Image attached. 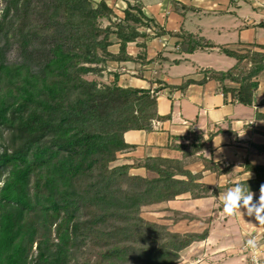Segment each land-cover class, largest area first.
<instances>
[{"label":"trees","instance_id":"obj_1","mask_svg":"<svg viewBox=\"0 0 264 264\" xmlns=\"http://www.w3.org/2000/svg\"><path fill=\"white\" fill-rule=\"evenodd\" d=\"M125 1L118 18L106 0H0V264H179L191 244L208 237L213 217L200 231L173 230L194 215L168 202L236 184L201 181L204 170H228L203 155L218 131L170 136L167 146L180 158H121L136 147L125 141L126 131H150L154 120L169 117L157 111L163 86L121 85L116 70L109 82L87 75H102L110 62L146 63L147 38L168 34L180 38V52L217 47L234 58L226 70L201 69L199 82L212 79L225 102L251 106L264 44L231 50L183 29L167 31L144 14L141 0ZM132 42L141 47L135 56L127 51ZM13 49L17 59L10 62ZM137 168L144 173L131 172ZM244 169L254 177L237 183L259 191L264 165L247 161ZM144 211L162 215L149 220Z\"/></svg>","mask_w":264,"mask_h":264},{"label":"crops","instance_id":"obj_2","mask_svg":"<svg viewBox=\"0 0 264 264\" xmlns=\"http://www.w3.org/2000/svg\"><path fill=\"white\" fill-rule=\"evenodd\" d=\"M115 1L122 2L124 10L126 1ZM141 2L144 14L167 31L183 29L231 50L264 44V0ZM179 42L180 38L168 34L148 37L143 49L146 63L112 62L116 67H121V70H116L120 72L121 85L153 90L157 87L156 81H160L163 88L156 91L157 111L160 115H169L166 120H154L150 131H126L125 141L136 147L120 154V157L180 158V151L167 146L170 136H186L192 129L206 138L209 133L218 131L207 140L203 155L228 170L220 174L204 170L201 181L213 188L253 178L254 173L245 170L244 166L247 161L264 165V103L261 102L264 98V71L258 77L259 85L253 93L251 106L225 102L216 81L209 79L202 84L199 82L204 76L201 69L226 70L235 63V59L220 52L217 47L192 53L180 52ZM110 50L117 52L118 44L110 46ZM127 51L135 56L141 47L137 42H132L127 46ZM187 79L196 82L184 90L169 88V85L177 86ZM177 142L188 143L189 140ZM189 168L200 169L193 164ZM131 172L143 174L144 169H131ZM231 187L233 185L213 196L193 199L189 194H183L168 202L171 208L194 215L190 220L178 221L177 231H200L208 225L205 220L213 217L208 237L195 242L197 245L191 244L184 252V255L189 252L188 256H184L179 264H245L243 240L254 231L264 232V226H259L255 218L247 216L243 209L242 216L225 215L219 195ZM252 192L255 194L254 200L258 199L259 191Z\"/></svg>","mask_w":264,"mask_h":264},{"label":"clouds","instance_id":"obj_3","mask_svg":"<svg viewBox=\"0 0 264 264\" xmlns=\"http://www.w3.org/2000/svg\"><path fill=\"white\" fill-rule=\"evenodd\" d=\"M8 58L10 62L16 61L17 53L15 49L9 52ZM254 195L248 185L236 183L226 193L219 195V199L223 204V212L229 217L242 216L241 210L243 209L247 216L255 218L259 226H264V185L260 187L258 199L254 200ZM246 247L251 253L252 264H259L260 257L264 256V246L258 243L255 235L246 240Z\"/></svg>","mask_w":264,"mask_h":264},{"label":"rangeland","instance_id":"obj_4","mask_svg":"<svg viewBox=\"0 0 264 264\" xmlns=\"http://www.w3.org/2000/svg\"><path fill=\"white\" fill-rule=\"evenodd\" d=\"M106 4L109 8H111L114 12V14L116 15V17L118 18H122L123 16V7H124V4L120 1H115V0H107L106 1ZM119 14V15H118ZM102 24L103 25H106L107 24V20L105 18H103L102 20ZM148 33L149 35H153V29H148ZM148 39V38H147ZM125 66V65H124ZM223 66V65H222ZM126 67V66H125ZM121 70V67L118 66L116 67L114 63L110 62L108 64V68L105 72H103L102 75H96V74H88L87 75V78L88 79H96L97 81H100V82H109L112 80V72L114 70ZM127 69V68H126ZM128 73V72H127ZM129 74V73H128ZM127 82V81H126ZM143 217L147 218V219H151V220H157V219H160L162 213H159V212H156V211H144L142 213ZM171 228L173 230H177V224L176 225H172ZM187 229L189 228V226L186 227ZM256 234V238L258 240V243L261 245V246H264V232H257V231H254L253 233H251L250 236H248L246 239H248L249 237H251L252 235ZM246 239L243 240V243L246 241ZM194 245H197V243H195ZM243 246V244H242ZM196 247H199L196 246ZM245 250V249H244ZM246 251V250H245ZM188 253H185L186 255H184L183 253V257H182V260L184 258V256H188ZM245 264H250V260H249V253L246 252V262Z\"/></svg>","mask_w":264,"mask_h":264},{"label":"built area","instance_id":"obj_5","mask_svg":"<svg viewBox=\"0 0 264 264\" xmlns=\"http://www.w3.org/2000/svg\"><path fill=\"white\" fill-rule=\"evenodd\" d=\"M255 235V237H257L256 236V234H254ZM250 238V237H249ZM257 239V238H256ZM247 240V239H246ZM243 249H245L246 250V252H248L249 253V260H250V264H252V261H251V253H250V251L248 250V248L246 247V241L243 243ZM259 264H264V257L263 256H261L260 257V259H259Z\"/></svg>","mask_w":264,"mask_h":264}]
</instances>
